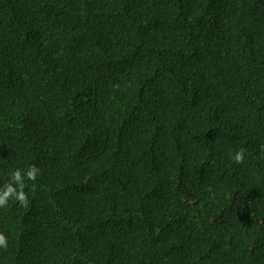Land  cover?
Segmentation results:
<instances>
[{"label":"trees","instance_id":"trees-1","mask_svg":"<svg viewBox=\"0 0 264 264\" xmlns=\"http://www.w3.org/2000/svg\"><path fill=\"white\" fill-rule=\"evenodd\" d=\"M30 165L0 264H264V0H0V188Z\"/></svg>","mask_w":264,"mask_h":264},{"label":"clouds","instance_id":"clouds-1","mask_svg":"<svg viewBox=\"0 0 264 264\" xmlns=\"http://www.w3.org/2000/svg\"><path fill=\"white\" fill-rule=\"evenodd\" d=\"M236 164H240L245 159V150L243 148L236 150L233 154H230L229 157ZM23 172V176H22ZM40 169L35 165H30L26 170L25 169H15L11 172V179L6 183L2 188H0V209H3L11 197H14L15 200L19 201L22 206H27L28 200L26 193L24 192L25 180L35 181ZM12 181L16 182V186H13ZM8 247V238L3 233L0 232V249Z\"/></svg>","mask_w":264,"mask_h":264}]
</instances>
